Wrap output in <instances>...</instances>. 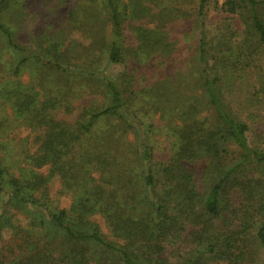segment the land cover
Segmentation results:
<instances>
[{
  "label": "trees",
  "instance_id": "16d2710c",
  "mask_svg": "<svg viewBox=\"0 0 264 264\" xmlns=\"http://www.w3.org/2000/svg\"><path fill=\"white\" fill-rule=\"evenodd\" d=\"M105 1L113 27L120 31L118 9L113 0ZM205 1L199 0V13ZM10 2L0 0V36L11 51L26 54L17 63L15 75L21 78L23 66L31 60L41 73L54 79L52 86L46 85V92L28 88L21 80L6 84L13 115L0 122V138L23 125L39 132L40 141L32 151L28 143L19 145L22 158L15 173L3 157L0 143V231L12 228L7 213L15 208L44 226L51 241L62 240L65 249L53 257L55 252L29 249L25 238L26 246L18 244L0 252V264H171L170 258L162 256L164 243L188 225L193 228L189 235L196 251L182 253L179 264L253 261L255 249H264V126L255 131L251 141L253 126L225 101V81L219 70L228 72L226 81L244 76L236 73L264 70V21L257 13L258 8L264 10V0H224L222 4L228 14L251 12V38L237 58L220 64L215 61L201 31L199 91L184 114L192 120L177 125L176 148L165 163L154 159V146L145 136L153 128L156 113L171 111L166 107L170 97L153 88V94L145 99L135 91L136 82L129 74L115 80L99 71V62H69L57 45L46 50V55L29 51L2 19ZM106 50L105 63L123 64L116 41ZM61 79L67 88L59 86ZM86 97L92 98L90 104H83L78 118L67 122L65 118ZM204 111L209 114L202 118ZM112 120L116 124L94 134L96 123ZM131 134L134 138L130 141ZM199 157L209 160L202 176L203 188L185 167ZM49 164L63 182L62 191H76L69 209L55 205L48 192L49 176L37 172ZM96 173L104 183H99ZM232 190L241 195L237 206L230 204ZM136 206L145 211L143 218L127 215L126 209ZM98 213L105 215L117 238L139 243L141 248L131 251L106 241L98 226L90 222ZM224 213L229 214L234 229L214 234V222Z\"/></svg>",
  "mask_w": 264,
  "mask_h": 264
},
{
  "label": "rangeland",
  "instance_id": "374dc122",
  "mask_svg": "<svg viewBox=\"0 0 264 264\" xmlns=\"http://www.w3.org/2000/svg\"><path fill=\"white\" fill-rule=\"evenodd\" d=\"M113 1L120 15V31L113 27L105 0H11L2 19L13 31L15 39L31 52L46 55V50L57 45L69 62L85 60L99 62V71L115 80L129 74L136 82L135 91L145 99L153 94V88H158L165 97L169 96L170 100L166 107L171 111L162 110L156 113L151 121L153 128H150L145 136L154 146V159L165 163L176 148L175 142L179 136L176 133L179 128L177 125L190 123L192 120L185 119L184 114L199 91L196 81L200 73L197 51L201 31L204 32L209 52L215 61L220 64L225 59L237 58L239 53L245 50L249 33L252 31L249 27L251 12L243 10L236 14H228L222 10L224 0H206L202 13H199V0ZM257 13L264 21V10L258 8ZM113 41L122 49L123 64L105 63L106 48ZM25 57L26 54L22 52L11 51L0 36V122L8 118L10 120L13 115L8 103L6 84H17V81L21 80L28 88L46 92L48 88L46 85H51L54 79L53 76L41 73L33 66L31 60L23 66L21 78L16 76L15 67ZM262 59L264 62V56ZM219 74L225 81L223 87L225 101L237 116L250 121L253 126V136L250 139L254 140L255 131L264 126V70L255 68L245 73H236L244 76L229 81H226L228 72L219 70ZM59 86L68 87L64 82ZM91 101V97H86L76 111L65 120L67 122L76 120L83 104H90ZM208 114V111H204L200 117H208ZM58 117L62 118V113ZM109 122L96 123L94 134L116 124L113 120ZM139 133L143 135L142 128H139ZM133 138L131 134L129 140ZM39 141V132L31 131L23 125L12 128L7 135L0 138L4 148L3 157L7 159L12 172L15 173L16 167L21 164L19 145L28 143L32 151ZM208 164L209 160L204 157L190 160L185 164V167L194 174L199 188H203L202 176ZM250 171L254 172L253 169ZM37 172L49 176L48 192L55 205L64 209L72 207L76 191L74 189L62 191L63 182L55 167L49 164ZM94 176L101 179L100 184L105 182L99 173ZM229 199L232 206L239 205L241 195L238 190L230 191ZM109 203H112V199ZM131 207L126 209L127 215L132 218L144 217L143 209ZM7 218L12 228L0 231V252L8 247L15 248L18 244L21 246L28 244L29 249L39 247L42 252H55L52 256L56 257L65 249L62 240L55 238L51 241L47 237L46 228L34 219L27 218L25 212L12 208L10 213H7ZM91 221L98 226L105 240L112 242L113 245L126 246L131 251L141 248L139 243L117 238L104 214H94L90 217ZM231 222L228 213L222 214L214 222L213 233L233 230L234 224ZM191 228L189 225L186 226L178 236L164 243L162 256L170 258L171 264L182 262L179 258L182 253L196 251L193 236L189 235L193 230ZM24 231L28 233L24 234ZM255 251H257L255 257L251 259L253 261H246L243 264H264V249L256 248ZM207 257L208 255L204 256ZM208 264L230 263L210 260Z\"/></svg>",
  "mask_w": 264,
  "mask_h": 264
}]
</instances>
